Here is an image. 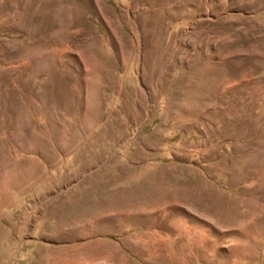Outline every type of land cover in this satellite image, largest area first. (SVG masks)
Wrapping results in <instances>:
<instances>
[{
  "label": "rangeland",
  "instance_id": "1",
  "mask_svg": "<svg viewBox=\"0 0 264 264\" xmlns=\"http://www.w3.org/2000/svg\"><path fill=\"white\" fill-rule=\"evenodd\" d=\"M0 264H264V0H0Z\"/></svg>",
  "mask_w": 264,
  "mask_h": 264
},
{
  "label": "bare ground",
  "instance_id": "2",
  "mask_svg": "<svg viewBox=\"0 0 264 264\" xmlns=\"http://www.w3.org/2000/svg\"><path fill=\"white\" fill-rule=\"evenodd\" d=\"M64 1H68V0H64ZM70 2V1H69ZM38 3V2H37ZM66 5V4H65ZM67 6V5H66ZM69 6V5H68ZM69 9V8H68ZM160 201V200H159ZM116 204V203H115ZM153 204V203H152ZM111 205H113L112 203H111ZM118 205V204H117ZM129 207V206H128ZM141 210V209H140ZM127 211V210H126Z\"/></svg>",
  "mask_w": 264,
  "mask_h": 264
}]
</instances>
